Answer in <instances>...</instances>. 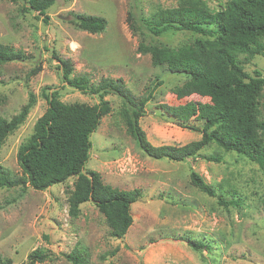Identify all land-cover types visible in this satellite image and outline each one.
<instances>
[{
    "label": "rangeland",
    "instance_id": "1",
    "mask_svg": "<svg viewBox=\"0 0 264 264\" xmlns=\"http://www.w3.org/2000/svg\"><path fill=\"white\" fill-rule=\"evenodd\" d=\"M176 1L56 0L44 22L41 15L23 9L25 0H0V42L25 54L1 66L0 116L10 119L27 103L29 93L35 98L24 121L0 146V166L10 177L22 175L16 153L47 107L44 88L57 90L63 102L99 101L97 94L81 92L61 79L53 53L70 60V76H87L92 88L103 78H121L135 100L151 91L139 125L152 144L182 145L200 138L201 133L180 127L160 104L208 98L194 93L178 98L172 89L185 77L153 65L149 54L138 51L140 42L177 46L201 36L175 29L154 35L147 29L143 18ZM226 1L206 0L214 10ZM77 13L102 16L106 26L101 32H88L71 20ZM239 59L246 72L254 75L259 70L264 76V56L240 54ZM104 99L110 111L90 136L85 169L97 171L104 183L118 189H140L141 196L130 206L133 221L127 232L122 237L111 235L91 201L80 205L77 216L69 214L68 196L76 177L44 190L29 185L0 187V258L27 264L29 253L38 248L45 259L37 264H71L66 254L75 249L87 254V264H264V171L259 165L213 142L195 158L154 159L128 132L119 95L106 94ZM253 113L257 136L264 141V130L257 125L264 123V87ZM189 123L201 127V121ZM209 155L220 160L206 159ZM191 171L218 196L193 186ZM221 198H236L238 203L223 205L218 202ZM188 239L203 241L207 247L194 250Z\"/></svg>",
    "mask_w": 264,
    "mask_h": 264
},
{
    "label": "trees",
    "instance_id": "2",
    "mask_svg": "<svg viewBox=\"0 0 264 264\" xmlns=\"http://www.w3.org/2000/svg\"><path fill=\"white\" fill-rule=\"evenodd\" d=\"M55 1L25 0L27 6L23 9L36 12L47 22V9ZM71 20L91 33L101 32L106 26V19L98 15L77 13ZM142 20L154 35L170 29L201 35L177 46L138 44V51L149 54L153 65L165 66L169 72L185 77L182 84L172 89L178 98L193 93L208 98L205 102L189 100L178 105L160 104L180 127L201 133L200 138L182 145L152 144L139 125L151 91L148 96L135 100L123 87L121 78H103L92 88L87 76H70V60L53 53L59 62L61 79L81 92L97 94L99 101L94 104L63 102L57 90L48 91L49 86L44 88L42 96L47 107L36 120L33 133L19 145L16 153L22 175L12 178L0 166V187L19 185L25 188L29 185L44 190L76 177L68 196L69 214L77 216L80 205L91 201L103 214L111 235L124 236L133 221L130 206L141 196L140 189H118L104 183L97 171L85 169L91 148L90 136L101 117L110 111L109 103L104 99L110 93L121 98V113L128 132L146 155L154 159L184 161L195 158L202 148L213 142L255 162L264 171V141L257 136L253 116L257 97L264 87V76L259 70H254V75L246 72L239 59L240 54L264 56V0H227L215 10L206 0H177L174 6L160 8ZM22 57H25L22 50L0 42V69L3 64ZM161 83L160 80L157 82ZM34 101V95L29 93L27 103L17 114L10 119L0 116V146L24 121ZM191 120L201 121V127L189 123ZM257 125L264 130V123ZM205 158L220 160L212 155ZM190 181L207 195L218 196L195 171L190 172ZM218 200L223 205L238 203L236 198ZM188 244L194 250L207 247L200 240L188 239ZM66 258L71 264L88 263L87 254L77 249L67 253ZM44 259L45 254L37 248L29 253L27 264H37ZM0 264H11V260L0 258Z\"/></svg>",
    "mask_w": 264,
    "mask_h": 264
}]
</instances>
